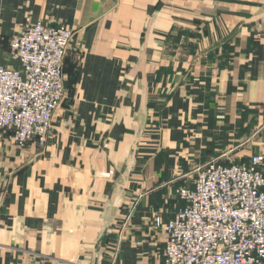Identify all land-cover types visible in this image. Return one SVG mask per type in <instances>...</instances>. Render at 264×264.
Returning a JSON list of instances; mask_svg holds the SVG:
<instances>
[{"label":"crops","instance_id":"0c3cea01","mask_svg":"<svg viewBox=\"0 0 264 264\" xmlns=\"http://www.w3.org/2000/svg\"><path fill=\"white\" fill-rule=\"evenodd\" d=\"M27 19L76 37L47 142L0 131V264H163L178 189L264 158V0H0L6 65Z\"/></svg>","mask_w":264,"mask_h":264},{"label":"built area","instance_id":"2783aa9c","mask_svg":"<svg viewBox=\"0 0 264 264\" xmlns=\"http://www.w3.org/2000/svg\"><path fill=\"white\" fill-rule=\"evenodd\" d=\"M75 37L68 26L27 19L7 53L20 68L4 64L0 51V131L21 148L44 145L51 134ZM263 166L261 156L241 165L210 163L193 186L179 188L184 205L168 221L154 219L167 236L163 264H264Z\"/></svg>","mask_w":264,"mask_h":264},{"label":"rangeland","instance_id":"374dc122","mask_svg":"<svg viewBox=\"0 0 264 264\" xmlns=\"http://www.w3.org/2000/svg\"><path fill=\"white\" fill-rule=\"evenodd\" d=\"M223 165H227V164H223ZM203 168V167H202Z\"/></svg>","mask_w":264,"mask_h":264}]
</instances>
